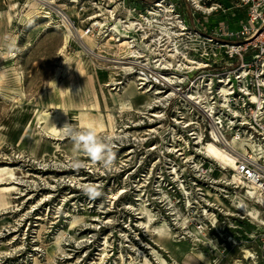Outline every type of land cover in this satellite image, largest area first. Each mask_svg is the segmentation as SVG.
Segmentation results:
<instances>
[{
	"label": "rangeland",
	"instance_id": "1",
	"mask_svg": "<svg viewBox=\"0 0 264 264\" xmlns=\"http://www.w3.org/2000/svg\"><path fill=\"white\" fill-rule=\"evenodd\" d=\"M155 1L162 2L167 8L176 4L177 8H173L171 15L163 13L157 18L158 23L146 29L149 38L142 40L139 22L144 18L154 20L148 12ZM190 1L0 0V72L7 75L0 84V166L14 169L13 179L6 178L4 182H13L16 187L8 196L9 205L0 209V264H95L104 247L106 255L101 264H159L156 253L167 264H183L177 253L172 255L159 246L165 244V240H155V243L139 224L144 222L139 205L146 203L152 214H162L168 223L179 222V230H174L179 236L177 239L184 237L181 233L186 232L181 226H184L186 214L184 194L188 190L184 186L181 188L184 194L177 195L181 203L176 205L172 189L163 185L156 188L153 184L156 173L151 171L158 166L159 157L147 151V147L156 141L147 135L154 128V124L148 122L149 108L142 107L158 88L152 69L162 59L161 56L166 55L168 45L166 37L155 26L164 27L169 22L175 24L172 32L180 33L186 23L190 25L188 30H200L205 26L211 32L219 21L232 29L231 16L237 13L236 0H206L200 3L203 10L195 13ZM208 8L214 10L207 15L205 11ZM46 14H49V19L39 18ZM168 17L173 19L167 21ZM62 19L67 20L71 36L61 52L64 28L58 30L52 26H62ZM115 24L122 29L133 26L128 36L134 37L136 52H143V57L130 60L141 66L136 67L132 74L122 76L120 84L106 86L112 83V79L119 78L118 68L127 66L130 59L118 50V38L107 37L109 32L106 29H112ZM45 26L48 28L38 36V31ZM166 26L170 28L171 25ZM152 37L161 39L160 47L151 43ZM181 38L180 53L200 47L189 43L185 36ZM145 43L150 47L145 49ZM10 48L16 50L9 51ZM123 57L127 60L120 59ZM67 60H70L68 72L60 75L58 82L64 85L81 83L90 93L94 89L100 112L113 117L116 132L110 135L108 130L96 134L114 153V161L107 167L100 161H94L82 146L66 135L58 137L62 138L59 141L48 138L43 132L45 124L36 123L39 111L50 113V121L55 122L56 109L51 107L59 100L50 83L56 71L65 68ZM80 61L84 77L74 72ZM144 67V71L150 73L148 83L151 82L154 88L131 101L134 111L119 113L118 101L132 91L141 93L148 89L147 82L145 85L138 80V74ZM15 71L22 75L20 83L12 79ZM171 71L166 70L165 73ZM85 96L91 100L87 92ZM109 99L115 102L107 104ZM77 111L79 108H67V119L71 126L82 132L88 131L72 121L71 113ZM164 161L160 159V165ZM226 166L233 167L234 164ZM209 176L215 180V185L210 181L211 184L194 194L198 197L199 194L212 196L205 197L214 205H210L209 210V213H214V216L209 214L210 217L216 219V228L210 222L207 234V239L214 246L210 250L209 264H264V226L248 219L236 207L243 202L248 209L260 210L262 221L264 208L250 199L243 187L223 189L221 175L216 170H210ZM226 180L232 179L228 176ZM156 191L162 192V204L155 201ZM113 195H116L115 200L118 198L116 202ZM169 201L177 216H168ZM186 215V219H195L197 214L194 209H189ZM178 217L182 221L170 220ZM171 243L172 240H166V245L171 246ZM185 244L195 245L189 234L185 236ZM201 250L205 253L207 248L202 247ZM246 252H249V258H244Z\"/></svg>",
	"mask_w": 264,
	"mask_h": 264
},
{
	"label": "built area",
	"instance_id": "2",
	"mask_svg": "<svg viewBox=\"0 0 264 264\" xmlns=\"http://www.w3.org/2000/svg\"><path fill=\"white\" fill-rule=\"evenodd\" d=\"M204 1H190L193 13L203 10L200 3ZM175 7L168 8L174 12ZM235 10L232 29L219 21L211 32L205 26L188 30L190 25L183 24L184 30L175 36L174 44L179 50L183 36L189 43L198 44L200 47L188 48L196 55L185 52L181 59L186 55L192 63L201 65L189 64L185 72H175L171 86L157 85L158 102L147 109L148 122L154 124L147 135L156 141L147 151L159 157L158 166L151 171L156 173L153 184L159 189L162 185L172 189L176 205L181 203L177 195L184 194L181 188L186 187V214L194 209L196 218L189 220L200 231L205 226L206 234L211 225L210 203L205 196L194 194L216 183L209 176L210 170L221 175L223 189L243 187L244 193L264 208V0H236ZM165 71L159 70V74L167 75ZM197 92L206 93L208 98L190 99ZM155 114L161 116L155 118ZM208 143L229 155L234 167L212 160ZM162 158L165 163L160 165ZM228 176L231 181L226 180ZM155 195V201L162 204V192Z\"/></svg>",
	"mask_w": 264,
	"mask_h": 264
},
{
	"label": "bare ground",
	"instance_id": "3",
	"mask_svg": "<svg viewBox=\"0 0 264 264\" xmlns=\"http://www.w3.org/2000/svg\"><path fill=\"white\" fill-rule=\"evenodd\" d=\"M73 2H75V1H73ZM158 3H159L158 5H153V9L150 12H148L152 15L151 19H154V20L149 21L143 17L144 21L139 22V29H140L139 34H140V37L142 40H146L149 38V36L146 34L147 33L146 29H148L150 26H153V23H158L157 18L161 17L163 13H166L167 16L172 14V11L170 9H168L167 7H164L162 2H158ZM196 5L200 8L199 4L196 3ZM157 7L161 8V9L159 10ZM32 8H34V7H32ZM154 8H156V9H154ZM212 10H214V8L208 9L205 12L209 13ZM39 18L49 19L50 17H49V14L48 15L46 14L44 16H40ZM128 19L130 20V18H128ZM172 19L173 18L168 17L167 21L172 20ZM66 21H65V19H62V21H61L63 24L62 26H58V25L52 26V28L58 29V30L60 29V27L64 28V39H63L64 44L61 48V52L66 48L67 43H68V39L71 36V29L69 28L68 22H66ZM96 25L102 26V24H100V23H97ZM166 25H171V26H170V28H168ZM155 27L158 30H160V32H161L160 34H163V36L166 37V41H167L168 45L166 44L167 45L166 46L167 51L165 53L166 55L163 54L161 56L162 59L159 61V63L156 65V67L154 69H152V71L153 70L155 71V73L153 75L155 77L156 84L159 85L161 83V84H166V86L167 85L171 86L174 82L173 77L175 76V74H174L175 72H185V70H187L189 68V64H197L199 66L201 64L198 61L196 63L195 62L192 63L191 62L192 60L190 58H188L186 55H184L185 59H181L182 53L179 52V50L176 48V45L174 44V41L176 38L175 36H180L181 32L180 33L175 32V31L172 32L173 28L175 27V24L172 25L171 23L168 22L165 24L164 27H160V26H155ZM47 28L48 27L45 26V28L39 30L37 35L40 36L43 33V31L46 30ZM132 28H133V26L131 25V26H128L127 29H122L119 26V24H115L112 29H106V31L109 32L107 37H109L111 39L113 36L115 38H118V40L115 39V41L117 40V43H118V45H117L118 50L121 51L122 55H125L126 58H130L129 62H127V64L125 63L127 66L118 68L119 72L117 74L119 75V78L118 79H112V81H110L112 83L109 85L106 84V86H112V85L116 86V85L120 84L121 82L119 80H121L122 76L132 74V72L134 71V69L136 67L141 66V65H138L139 63L134 62L133 60L130 61L131 59L139 60L140 58L143 57V55H142L143 52L142 53L140 51L136 52V50H137L136 45H135L136 40L134 39V37L128 36L129 31L132 30ZM135 29H137V28L135 27ZM181 30H184V29L181 28L179 31H181ZM160 42H161L160 38L156 39V37H152L151 43L155 47H158V46L160 47L161 46ZM145 44H146L145 49L150 47L148 43H145ZM126 58L123 57L120 59L121 60H127ZM64 66H65L64 69L56 71V74L50 83L52 88L54 89V93L57 95L58 100H59L54 105L52 104L53 106L51 107L53 109H56V115L54 117L55 122L52 123L50 121V119H51L50 113H48L47 111H39L36 114V118H35L37 120L36 123L40 124V125L45 124V126L43 127V132L48 138H52V140H58V141L62 140V138H58V137H61V136L63 137L65 135L63 127L65 126V124L71 125V123L69 122L70 120H68L66 117V110H67V108L76 107V108H79V112L77 111L78 113H76V112L71 113V115L73 116L72 121H75L78 125L84 126L87 130H91L95 136L99 132H105L108 130L110 131V135H113L114 132H116V131H114L115 126L113 123L114 122L113 117L110 114L104 115L100 112L98 97H97L94 89H93V92L90 93L89 90L85 91V89L83 88L81 83L69 82L68 85H64V84H60L58 82V77L60 75H64L66 72H68L67 70L70 66V60H67L64 64ZM142 68H143V66H142ZM170 69L172 71L168 72L167 75L162 76L159 74V70L163 71V70H170ZM144 70H146L145 67L143 69V72L138 74V76H139L138 80L142 81V84L146 85L149 82V74L150 73L148 74ZM74 72L77 75H79L80 77H84L85 71L81 67V61L79 62V66H77L75 68ZM125 72H127L128 74H124ZM6 78H7V75L5 74V72H0V84L3 83V81L6 80ZM171 78H172V80H171ZM12 79L17 83H20L22 80L21 73L15 71L14 77ZM150 83H148V86L150 85ZM0 87H1V85H0ZM92 88L93 87H91V89ZM157 89L155 90L156 92L153 93V95L151 96L152 98L145 100V103H144L142 108L147 109V108H152L155 106V104L158 102L156 99V94H158L159 91ZM151 91H152V88L150 91H148V89H147L141 93H137L136 90L132 91V93L127 95L125 99L118 101L117 107L120 110L119 113L123 114V113H130V112L134 111V108H133V105L131 104V101L134 100L137 95L147 94ZM86 92L91 95V96H89V99L91 98L90 101H88L86 99V98H88L87 96H85ZM185 95H187V94H185ZM185 95L181 96L182 98H184V100H186L185 98L188 96L187 95L185 97ZM80 98H82L81 101L79 100ZM191 98L196 99V100L197 99L204 100V99H207L208 97H207L206 93L197 92V93H192L190 95V99ZM113 102H115V101H112L110 99L106 101L107 104H113ZM160 116L161 115H159V114H155V118H158ZM84 127H82V128H84ZM206 147H207V152H208V154L212 160L216 161L217 163H219L221 165L223 164L225 166L228 165L229 163L234 164V160L229 155H227L225 152H222L215 145L208 143V145ZM13 171H14V169H12L11 167L0 166V209L6 208L9 205L10 202L8 200V196L11 195L13 190H16L15 183L4 182L6 178L13 179V176H14ZM185 195H187V194H185ZM204 196H206L208 198L212 197L210 195H204ZM113 198L115 200L116 195H113ZM215 200L218 202L219 198H217ZM209 203H211V202H209ZM257 203L259 204V201H257ZM170 204H172V203L169 201V206L167 208V210L169 211L168 216H172V217L177 216V212L176 211L173 212L172 206H170ZM210 205L214 206L213 204H210ZM146 207H147L146 203L139 205L140 214L143 215L141 217V220L144 221V222L139 223V224L143 225V228H145V231L147 232V236H151V238L154 239L153 240L154 242H155V240H158V241L165 240L164 241L165 244H159V246H161L163 249H165L166 252H167V250L172 252V255L177 253L182 258L183 264H209V258H210V255H212V254H210V250L213 249L214 246L211 244V241L207 239V234L204 231L205 229H207L205 226L203 227V229H201L202 231H200L196 228V226L193 223L191 224L189 219H186V217H185L184 221H183L184 226H181V228L183 231H186V232L181 233V235H183L184 237H182V238L180 237L179 239H177L179 236L175 235L176 232H174V230H176V229L179 230V225L177 226V224H179V222L168 223L167 218L164 217L162 214L159 213V215H154ZM251 207H253V206H251ZM236 209L239 212H241L242 214H244L248 219L252 220L253 222L257 223L260 226H264V221L260 220V213H259L260 210L257 211L256 209H248L247 206L243 202H240L237 205ZM209 214L212 215V213H209ZM180 218L178 217V218H173L170 220H173V221L178 220L179 221ZM243 218H245V217H243ZM180 221H182V220H180ZM74 222L75 221H73L71 224H73ZM209 222L212 223L213 228H216V226H215L216 219H214L213 216H212V218H210ZM171 225L174 226V228L171 227ZM187 234H189L191 237H193V241L195 242L194 247H193V245H186L185 244V236H187ZM166 240L167 241L172 240L171 246L166 245ZM182 241L184 243H181ZM205 243H207L206 244L207 246H205ZM202 247L207 248L205 253L203 250H201ZM105 248L106 247H104L102 249V254L99 257V261H98V263L95 262V264H101L104 261V259H105L104 257L106 255ZM152 252L156 253L154 251H152ZM156 256L158 257L159 264H167L161 258V256L159 254L156 253ZM249 257H250L249 252H246V255L244 256V258H249ZM145 261L147 262V260H145Z\"/></svg>",
	"mask_w": 264,
	"mask_h": 264
},
{
	"label": "clouds",
	"instance_id": "4",
	"mask_svg": "<svg viewBox=\"0 0 264 264\" xmlns=\"http://www.w3.org/2000/svg\"><path fill=\"white\" fill-rule=\"evenodd\" d=\"M15 50L13 48L9 49V51ZM63 129L65 135L70 137L78 146H82L83 150L94 161L102 162L105 167L113 163L115 157L111 148L108 144L97 138L91 130L82 132L69 124H65Z\"/></svg>",
	"mask_w": 264,
	"mask_h": 264
}]
</instances>
